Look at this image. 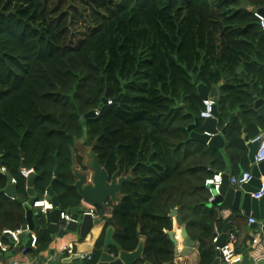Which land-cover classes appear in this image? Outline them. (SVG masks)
<instances>
[{
    "label": "trees",
    "instance_id": "16d2710c",
    "mask_svg": "<svg viewBox=\"0 0 264 264\" xmlns=\"http://www.w3.org/2000/svg\"><path fill=\"white\" fill-rule=\"evenodd\" d=\"M261 8L264 0H0V234L27 224L23 204L2 192L6 173L27 197L20 170L34 168L43 196L57 155L52 187L69 209L82 203L72 166L82 167L80 151L93 147L110 175L133 176L104 230L113 227L127 251L146 239L135 264H173L165 231L173 209L200 243V264H210L216 213L206 179L225 169L224 152L233 169L247 163L244 128L252 139L264 126L254 107V96L264 99ZM220 83L223 149L191 137L204 120L198 85ZM105 89L107 100H120L102 106ZM91 112L98 113L86 118ZM46 217L34 211L37 249L51 242Z\"/></svg>",
    "mask_w": 264,
    "mask_h": 264
},
{
    "label": "water",
    "instance_id": "95a60500",
    "mask_svg": "<svg viewBox=\"0 0 264 264\" xmlns=\"http://www.w3.org/2000/svg\"><path fill=\"white\" fill-rule=\"evenodd\" d=\"M249 9L253 8L249 6ZM259 13L264 15V8L258 10ZM212 86L208 88L203 84L198 85V92L203 98L207 97H217L219 95L218 86ZM107 89L104 90L102 95V106L107 104L109 101L106 98ZM254 94V90H251ZM122 94L117 98L113 99L112 102H118ZM255 103L254 107L258 113L264 117V99L259 96H254ZM96 112H91L85 117H93ZM218 107L217 104L214 106L213 116L206 118L203 123V131L195 132L192 131L193 126H189L188 130L191 132V137L207 144L210 148L221 149L225 146V133L226 129H219L218 127ZM245 141L247 142L249 148V158L251 162L254 163V154L257 149L259 141L251 142L248 136H245ZM83 156V166L79 167L77 163L72 166V172L75 177L74 188L80 195L82 202L85 205H92L96 208H101L103 210L109 209L108 204L114 203L118 204L121 201V190L125 183L130 182L133 179L132 174H121L120 169H117L113 174H109L107 169L101 164L100 158L97 153H95L93 147L83 148L81 151ZM22 156L23 153H21ZM56 158V165L53 172V179L51 185L46 189V196L51 199L54 203L55 209L50 211L49 220L47 224V229L52 235H57L63 237L66 232L71 231L73 233L79 232L83 237H85L91 230L94 224L99 222L98 218H93L89 214L82 215L81 210L84 208L81 205L73 206L68 209L71 213L72 220L69 221L65 227H60V210L61 204L58 195L55 194L53 190V183L57 179L60 171V164ZM227 161V159H226ZM3 166L2 160H0V167ZM229 167V163H227ZM23 167V164H22ZM253 178L251 181L243 183L240 187H235L229 182L230 170L227 169L222 177V183L219 193L215 194V199L213 201V206H227L233 210L241 209L242 214L250 216L251 214L256 215L257 220H264V196L256 199L251 196L252 192L257 191L260 186V175L264 174V161L254 164L251 171ZM8 179L7 186L2 190V192L10 198L17 199L19 203L26 207V218L27 226L31 229H35L34 221V210L31 208L33 202L38 199L41 195L36 192L34 187V180L36 173L32 172L27 177V197H18L16 193V184L12 182V175L9 173L5 174ZM209 206V205H208ZM112 208V207H111ZM110 208V212H111ZM109 212V213H110ZM171 217H174L178 226H181V233L183 236V249L181 252H177L175 248V254L181 253L186 254L192 249L194 245V240L189 236L187 227L183 222L181 215L178 213L177 209H173L170 213ZM231 216L227 217L229 220ZM254 224L255 225L258 221ZM24 226V228L26 227ZM213 227V224H210ZM229 230L224 229L219 235V245H223ZM113 228L109 227L107 231V236L105 243L102 247V251L99 254L94 264H135L138 259L143 257V238L139 242L137 248L133 251L124 250L115 240L112 238ZM174 232H170V236L173 238ZM27 236V232L24 231L20 234L18 244L22 245L24 239ZM174 241V240H173ZM175 242V241H174ZM111 247H114V251H109ZM220 252L216 249L215 258L211 264H218ZM80 254H69L65 258L61 259L60 264L71 263L74 259L82 258ZM58 260V259H57ZM145 264H151V262L146 261Z\"/></svg>",
    "mask_w": 264,
    "mask_h": 264
},
{
    "label": "crops",
    "instance_id": "0c3cea01",
    "mask_svg": "<svg viewBox=\"0 0 264 264\" xmlns=\"http://www.w3.org/2000/svg\"><path fill=\"white\" fill-rule=\"evenodd\" d=\"M204 120H203V123H204ZM218 127L219 129H222L220 126ZM260 128L261 129H259V133L262 132V130H264V126ZM202 131H203V127H202ZM246 132H247V129L244 128V138L245 136L248 135ZM245 143L247 145L246 141ZM224 153H225V157H224L225 169L223 170L224 172H226V170L229 169L230 175H236L234 172L240 173L243 171H252V167L255 163L251 162L249 158V148H248V155L245 160L247 161V163H239L238 165L239 167L235 169L231 168V161H230L229 156H227V152H224ZM227 163H229V167L227 166ZM235 187L238 188L240 187V185H237ZM111 204L112 203L108 204L109 209L105 211V215H103V217L101 215V212L98 211L99 216L97 218L99 219V222L93 225L90 232L85 237H83L79 232L73 233L71 231L66 232L63 237L52 235L50 233L51 242L45 249H37L38 237L36 240H33L30 236L27 235L22 245L16 244L10 237H5L4 240L8 243L9 250L6 254L0 257V264H60L61 259L65 258L69 254H80L83 257L79 259H74L71 263H67V264H89L91 261L96 259V257H94L96 241L99 239V237L103 233L106 232L105 237H104V243H105L107 231H108V229H106V231L104 230L106 228L105 222H106V218L110 216L109 212L112 206ZM81 206L84 207L86 205L84 202H82ZM212 209H214L216 213V219L212 223L213 227H211L213 232H214V228H217L220 233L224 229L228 228L229 231L237 233L234 246H235V251L242 255V259L239 263H235V264H253L254 260L250 257L248 253L250 247L252 246L251 245V234L259 233L262 236H264V227L261 228V225L262 224L264 225V220H257L255 214H251L250 216L244 215L242 214L241 209L233 210L227 206H218V207H213ZM49 214L50 212L45 213V217L46 216L48 217ZM229 215L231 216V218L227 220V217ZM250 217H254L258 221V223L255 225H251L249 222ZM170 218L172 220V224H171L172 227L169 230L165 229V231L168 234L174 246L173 264H200V261H201L200 248H199L200 243L197 240H194V245L192 249L189 250L186 254H181V253L175 254V248L177 249L178 247L180 249L177 252H181V250L183 249L184 239H183V236L181 235L179 239H176L175 233L178 229L179 231H181L182 227L178 226L177 223H175L174 217L170 216ZM61 223L63 224V222ZM170 232H174L173 240L175 242L172 240L170 236ZM115 233L116 231L113 228L112 238L113 240L117 242V240L115 239L116 238ZM226 239H227V236H226ZM142 241H143V247H144V244H145L144 242L146 241V239L143 238ZM101 251H102V248H101ZM109 251H114V247H111ZM90 257L92 258L90 259ZM261 263L264 264V262H261ZM151 264H154V263L151 262Z\"/></svg>",
    "mask_w": 264,
    "mask_h": 264
},
{
    "label": "built area",
    "instance_id": "2783aa9c",
    "mask_svg": "<svg viewBox=\"0 0 264 264\" xmlns=\"http://www.w3.org/2000/svg\"><path fill=\"white\" fill-rule=\"evenodd\" d=\"M255 15L260 19L261 25L264 29V15H262L259 12H255ZM109 101V100H108ZM112 101H109L108 103H111ZM216 105V100L214 97H207L203 99V106L200 116L203 119L210 118L213 116V110L214 106ZM98 112H96L97 114ZM251 142L259 141L257 149L254 154V163L258 164L262 161H264V130L254 138L250 139ZM2 171H5V168H1ZM34 171V168H25L22 167L20 170V173L23 177L27 178L29 174H31ZM224 171H218L213 174L212 177H209L206 179L205 185L209 192L208 202H212L215 199V194L219 193L221 183H222V177H223ZM253 178V175L251 171H243L242 173L238 175H229V182L233 186L241 185L243 183L251 181ZM260 186L258 187L257 191L252 192L251 196L253 198L259 199L264 196V174H261L260 177ZM12 182L16 184L17 180L16 178H12ZM31 208L34 211H40L41 213H47L55 209L54 203L51 201L50 198L46 196V193L43 196H40L38 199H36L33 204L31 205ZM226 212V211H225ZM229 212V211H228ZM227 212V213H228ZM38 213V212H37ZM98 210L96 207L92 205H86L81 210V214H89L94 219L97 218ZM105 215V213H104ZM60 227H65L66 224L72 220L71 213L68 212V209H61L60 210ZM63 222V224L61 223ZM249 222L254 224L256 222V219L254 217L249 218ZM264 225H261V228H263ZM26 231L27 235L30 236L33 240H36L38 235L34 230H31L27 225L26 227L17 228V229H4L2 233L0 234V257H2L4 254H6L9 250L8 243L4 240L5 237H10L16 244L19 242L20 234L22 232ZM176 239H179L180 234L178 233V230L176 231ZM219 235L220 232L217 228H214V237H213V243L215 244V249L219 250L220 256H219V262L218 264H235L239 263L242 259V255L235 251V240L237 233L230 231L229 234H227V239H225V242L223 245H219ZM251 247L248 251L250 257L254 260L253 264H261L262 260H264V236H262L259 233H252L251 234ZM180 249L177 247V251ZM92 257H90L91 259Z\"/></svg>",
    "mask_w": 264,
    "mask_h": 264
},
{
    "label": "rangeland",
    "instance_id": "374dc122",
    "mask_svg": "<svg viewBox=\"0 0 264 264\" xmlns=\"http://www.w3.org/2000/svg\"><path fill=\"white\" fill-rule=\"evenodd\" d=\"M213 201H214V200H213ZM213 201H212V202H208V203H209V204H208V205H209V206H208L209 208H213V207H214L213 204H212ZM37 212H38V214H43V215H45V213H41L40 211H37ZM262 262H264V260H262ZM261 264H262V263H261Z\"/></svg>",
    "mask_w": 264,
    "mask_h": 264
}]
</instances>
